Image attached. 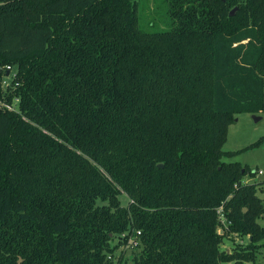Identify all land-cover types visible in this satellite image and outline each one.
I'll use <instances>...</instances> for the list:
<instances>
[{
    "label": "trees",
    "instance_id": "1",
    "mask_svg": "<svg viewBox=\"0 0 264 264\" xmlns=\"http://www.w3.org/2000/svg\"><path fill=\"white\" fill-rule=\"evenodd\" d=\"M163 1L172 26L149 31L138 0H0V264L257 261L260 186L224 145L264 112V0ZM104 42L95 95L79 82Z\"/></svg>",
    "mask_w": 264,
    "mask_h": 264
},
{
    "label": "rangeland",
    "instance_id": "2",
    "mask_svg": "<svg viewBox=\"0 0 264 264\" xmlns=\"http://www.w3.org/2000/svg\"><path fill=\"white\" fill-rule=\"evenodd\" d=\"M141 25L149 31H164L171 28L172 23L169 19V6L163 0H138ZM154 1L157 5V11L151 15ZM150 7V8H149ZM234 9V8H233ZM151 10V11H150ZM95 55L89 66L86 79L79 82L80 88L91 89L95 95L100 90L101 83L106 77V63L112 57L113 47L107 42L97 43L95 45ZM13 71H16L14 67ZM10 84V80L7 81ZM261 120L255 121L250 114H240L234 117L228 128L227 141L224 145V151L234 152L235 155L226 159V162H238L248 172L244 178L246 184H258L259 198L264 202V112ZM259 142V143H258ZM258 143V145H255ZM262 171V173H259ZM121 204L128 206L129 199L126 195H121ZM259 225L264 228V216L259 219ZM223 234V231L221 232ZM249 237H240L229 235L224 242V248L233 250L236 246H247ZM257 261L254 264H264V241L260 245ZM139 248H132L128 245L121 246L117 251V256H123L128 263H132L140 252ZM253 264V263H246Z\"/></svg>",
    "mask_w": 264,
    "mask_h": 264
},
{
    "label": "built area",
    "instance_id": "3",
    "mask_svg": "<svg viewBox=\"0 0 264 264\" xmlns=\"http://www.w3.org/2000/svg\"><path fill=\"white\" fill-rule=\"evenodd\" d=\"M14 67L11 66H7L5 68L7 75L5 77V80L3 82V88H4V92H6L7 88L9 87L10 84L7 83L8 80H10V76H14L16 71H13ZM0 104L2 106H4V108H7L8 110H14V107L12 105L6 104L3 101H0ZM259 173H262V171H260ZM126 235H124L123 237H125ZM140 236H141V232L140 231H135L134 234L130 235V238L128 240V243L126 245L132 247V248H138L141 245V240H140ZM125 246V245H123Z\"/></svg>",
    "mask_w": 264,
    "mask_h": 264
},
{
    "label": "water",
    "instance_id": "4",
    "mask_svg": "<svg viewBox=\"0 0 264 264\" xmlns=\"http://www.w3.org/2000/svg\"><path fill=\"white\" fill-rule=\"evenodd\" d=\"M223 2H225L226 0H222ZM236 11H237V8H234L232 11H231V15H234L235 13H236ZM253 116V118L255 119V121H259V120H261V117L260 116H258V115H252ZM160 167H162V166H160Z\"/></svg>",
    "mask_w": 264,
    "mask_h": 264
}]
</instances>
